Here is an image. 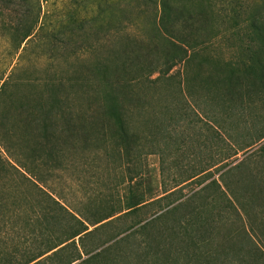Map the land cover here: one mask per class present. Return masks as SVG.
I'll return each mask as SVG.
<instances>
[{"label":"trees","instance_id":"16d2710c","mask_svg":"<svg viewBox=\"0 0 264 264\" xmlns=\"http://www.w3.org/2000/svg\"><path fill=\"white\" fill-rule=\"evenodd\" d=\"M229 19L235 25L227 36L238 41L227 46L234 55L224 57L223 48L213 51L214 39L220 34L209 30L205 11L190 9L185 0H158L160 40L128 34L111 62H99L85 73L77 69L67 76H54L46 81L53 88L49 99L24 102L15 121L23 137L11 165L19 174L31 179L27 172L35 179H31L39 193L35 215L44 245L27 257L0 251V264H264V159L254 169L240 170V164L222 173L227 190L223 191L227 199L224 220L214 214L221 201L218 195L208 194L189 204L201 190L213 185L221 188L213 179L194 196L135 229L141 221L130 224L94 247L86 244V238L150 203L161 204L176 190H166L167 194L153 199L151 192L147 195L141 189L143 182L133 168L124 200L116 204L104 196L73 211L41 186L43 168L49 169L50 161L65 149L72 158L92 148L111 152L118 164L130 165L145 146L153 151L159 140L175 139V126L189 117L191 101L209 118L210 139L221 153L223 129L234 150L229 157L264 139L263 129L238 147L235 134L241 127L249 134L252 128L248 124L256 127L263 122L256 121V109L264 105V24L250 16L247 27L240 29L238 12ZM31 35L29 30L26 38ZM11 75L1 88H6ZM164 89L171 93L163 97ZM222 161L224 157L189 174L176 186L200 177ZM8 175L0 157V177ZM3 206L0 199V208ZM227 207L235 209L240 226L229 224ZM121 233L126 234L114 240Z\"/></svg>","mask_w":264,"mask_h":264},{"label":"rangeland","instance_id":"374dc122","mask_svg":"<svg viewBox=\"0 0 264 264\" xmlns=\"http://www.w3.org/2000/svg\"><path fill=\"white\" fill-rule=\"evenodd\" d=\"M185 1L190 9L207 13L209 30L220 34L214 39L213 51L223 48L224 57L234 55L227 46L238 41L227 36L232 25H235L229 19L232 13L240 14V29L247 27L246 18L250 16H255L259 23L264 24V0ZM157 26L158 0H0V157L9 172L7 177H0V199L5 205L0 208L1 252L27 257L44 245L40 243V221L35 215L39 195L31 181L35 179L27 172L31 179L19 174L11 165L15 163L13 154L19 152L16 146L23 137L15 121L24 102L49 99L53 88L46 81L54 76H67L77 69L85 73L88 67L99 62H111L116 47L128 34L137 33L146 40L152 37L160 40ZM29 30H32V35L26 38ZM11 73L9 84L5 89L1 88ZM165 93L170 94L171 90L164 89L163 97ZM191 104L189 117L175 126V139L168 137L159 140L153 151H148L152 148L145 146L139 159L130 165L118 164L111 152L93 151L92 148L74 158L65 149L57 154L56 160L50 161L49 169L43 168L44 182L41 186L73 211L83 209L94 199L100 200L104 196H109L116 204L124 200L131 186L130 172H134L133 168H137V178L143 182L141 189L147 195L151 192L153 199L167 194L166 190H176L170 199H163L161 204L150 203L137 213L116 219L95 237L86 238L89 247L117 235L136 221L141 223L134 229L152 220L194 196L213 179L219 181L221 188L213 185L201 190L189 204L199 202L201 197L208 194L218 195L221 201L214 214L224 220L227 199L223 191L227 190L222 173L240 164V170L248 167L254 169L264 159V139L229 157L234 150L228 146L225 130H222L224 153H221L210 139L209 118L193 101ZM201 108L205 109L202 103ZM256 114V121L263 122L256 127L248 124L252 128L249 134H245L242 127L239 128L235 133L238 135V147L264 129V105L256 109ZM233 146L236 148V142ZM223 157L224 161L206 170L200 177L176 186L189 174L212 166L214 161ZM169 200L174 201L170 206L161 208ZM184 208L186 206L181 211ZM225 213L230 217V225H241L234 208L227 207ZM126 233H121L114 240ZM221 234H224V229Z\"/></svg>","mask_w":264,"mask_h":264}]
</instances>
